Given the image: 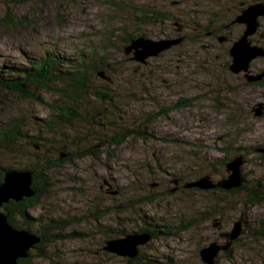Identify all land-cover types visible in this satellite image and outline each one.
I'll return each instance as SVG.
<instances>
[{
  "label": "rangeland",
  "instance_id": "374dc122",
  "mask_svg": "<svg viewBox=\"0 0 264 264\" xmlns=\"http://www.w3.org/2000/svg\"><path fill=\"white\" fill-rule=\"evenodd\" d=\"M106 1L29 0L22 4L12 2L9 5L4 0H0V62L10 65L13 62L23 61L27 55H36L41 48L51 47L53 44H56L62 52L71 54L75 49L85 48L88 43L86 39L92 38L96 41L100 36L96 32L102 33L103 29L109 31L113 24H115L113 25L115 31L118 30L123 36L125 33L120 26L122 22H111L112 19H110L113 14L120 12L115 10L112 2ZM218 1L203 0V10L205 11L207 6L222 12L224 8L229 12L232 10L230 7L232 0H226L225 3ZM133 2L131 3L134 5ZM136 2L137 4L146 3V0H136ZM227 4L229 6L226 7ZM236 9L239 12V9ZM166 11H170V8ZM136 14L138 15V12ZM199 20L197 18L194 21L202 22ZM131 21V26L136 27L134 22L137 20ZM185 27L188 25L186 24ZM159 30L158 26L147 27L145 29L147 38L154 40L164 38ZM262 30L264 31V27ZM226 31L227 28L223 32L226 33ZM191 33L189 32L188 37ZM225 36L226 42H231L229 39L232 38H228L227 33ZM172 37L175 38V36ZM253 38L254 43L261 44L259 40H264L258 34ZM210 39L186 43L185 47L181 48L182 53L179 54L182 57L169 50V52H161L158 56H149L144 62L125 59L126 63L124 58L131 54L134 56V53L124 54L120 51L119 45L116 48L112 47V60L120 68V72L126 66L128 67L116 78L115 84L118 88L115 91L120 106L126 105L124 99H127L128 91L129 93L135 91L138 94L131 102L141 105L142 109L146 110L164 107L167 103L182 97H192L194 106L175 110L156 120L154 125L158 133L169 134V140L127 139L121 146L113 147L115 158L107 154L99 157L80 154L79 158L62 163L54 172L56 186L51 190L52 194L47 195L40 204L32 208L29 211L30 215L37 217L46 212H48L47 216L52 213L57 214L56 211H60L61 207L82 208L86 205L85 201H89L87 205H90L102 194L105 197L102 202L105 204L127 205L125 202H130L138 191L136 187L141 185L144 189L155 190L158 193L154 201L143 203L141 207L146 211L164 212L176 217L186 216L193 223V226L179 231L176 236L161 235L141 247L140 253L156 258L154 264H208L202 260L200 251L211 243L221 247L214 264H264V237L254 236L250 231L254 219H264V196L259 204L244 205L243 192L223 195L215 192L217 189L213 188L204 190L197 186H186L208 174L211 176L210 179L215 181L228 175L227 168L221 165V157L224 156L222 147L228 142V138L233 142L236 135L243 133L244 136L241 139L238 138L240 144L237 146L264 143V76L256 81H248L244 71L233 72L227 64L228 61L231 63V57L227 54L229 45L216 47L210 52L206 50L208 44L213 43ZM215 42L220 43L216 39ZM129 66L141 68V74L131 77ZM250 68H254L252 74H261L264 70V57L253 60ZM42 96L48 101L56 97L52 92L45 91L42 92ZM46 106L31 102L15 93L0 91V123L24 112L29 113L33 118L34 116L43 118L48 113ZM256 109H262L263 114L255 115ZM129 110L140 111L137 107ZM79 124L77 121L75 130L79 134L80 128H83L84 132L81 131L80 134L85 137L80 146L88 148L90 143L97 142L93 140L92 134L95 131L99 134V127L94 122L95 131H91L93 128L79 126ZM236 131L237 133H233ZM98 134L99 138L100 134ZM176 137L199 139L203 145L201 147L203 155L214 160L220 159L216 163V170L210 171L209 166L198 165L201 160L198 157H194V161L199 167L194 165L186 169L181 168V164L188 160L189 152L184 151V147L178 142L170 141ZM190 148L188 147L189 150ZM35 150L39 151L40 148L27 149L31 154ZM262 154L264 152L253 151L241 165L244 179L247 178L249 182L261 180L264 183V155ZM33 158L34 156L16 160L17 156L9 153L0 158V163L7 166L15 161L26 163ZM150 167L154 170L152 173L149 172ZM172 171L184 175L180 185L171 179ZM175 184L178 186L172 191ZM117 186L124 190L125 195L122 198H119L120 196L115 198L120 194L116 189ZM226 199L237 200L238 205L220 210L221 214H209L208 211L217 200H220V206L223 207ZM115 209L119 210L121 207ZM128 213H133L132 208L126 211V214ZM114 216L122 217L124 211H115ZM243 218L249 222L248 231H241L235 242V239L231 240L228 236H225L224 241H220L219 234L233 231L235 225ZM83 219L74 227L78 230L90 231L95 221L93 222L89 216ZM125 221L128 224L131 222ZM131 225L135 226L136 223ZM128 227L130 228V224ZM92 232L94 234V231ZM93 234L83 239L57 242L50 247L47 257L34 261L37 264H55L57 261H78L77 263L87 261L83 264H135L128 262L127 256L103 248ZM230 249H233L231 253H226ZM169 257L173 261L169 260Z\"/></svg>",
  "mask_w": 264,
  "mask_h": 264
},
{
  "label": "trees",
  "instance_id": "16d2710c",
  "mask_svg": "<svg viewBox=\"0 0 264 264\" xmlns=\"http://www.w3.org/2000/svg\"><path fill=\"white\" fill-rule=\"evenodd\" d=\"M26 1L29 0H4L9 5L12 2L14 4H22ZM202 1L146 0V3L137 4L136 0H107L106 2H112L115 10L120 12L113 14L110 19H112L111 22H122L120 26L125 33L123 36L120 35L118 30L115 31V26L113 27L115 24H113L112 29L110 28L109 31H104V29L102 33L97 31L96 33L100 34V36L97 37L96 41L92 38L90 40L86 39L88 43H86L85 48L75 49L71 54L62 52L56 44H53L51 47L41 48L38 54L33 55L34 57L27 55L23 61L13 62L10 65L0 62V91L15 93L22 98L29 99L31 102L47 105L48 109V113L43 118L35 116L33 118L29 113L24 112L18 113L0 123V158L9 153L17 156L16 160L34 156L33 159L26 163H17L15 161L11 165L7 164V166L0 163V184L4 180L5 172L11 169L33 171L35 194L21 201L12 200L5 204L11 225L18 229H27L33 233H38L40 238V241L31 249L30 256L18 259L17 264H37L34 260L47 257L50 247L54 246L55 243L65 240L69 242L72 239H83L93 234L92 231H94L93 236L99 240L100 245L104 248L108 241L122 238L126 235L147 232L153 235L155 239L161 235L169 236L172 234L176 236L179 231H184L188 227L193 226L191 219L186 216L176 217L164 212L151 213V211H146L141 206L143 203L154 201L158 193L155 190L144 189L141 185L136 187L138 191L135 192L130 202H125L127 205H124V203L105 204L102 202L103 198H105L102 194L94 199L90 205H87L89 201H85L86 205L82 208L61 207L60 211H56L57 214L52 213L49 216L46 215L48 213L46 212L42 216L33 217L29 211L40 204L47 195L52 194L51 190L56 186L54 172L62 163L79 158L80 154L82 156L88 154L98 157L107 154L111 158H115V149L113 147L121 146L127 139L152 140L155 138L162 141L169 140V134L158 133L154 125L156 120L162 115L167 116L175 110L193 107L192 97L178 98L174 102L167 103L164 107L146 110L142 109L141 105H135L133 104L134 102H131L138 94L135 91L130 93L128 91L126 93L127 99H124V104L126 105L120 106L119 98H117L115 91L118 88L115 84L116 78L118 74L126 71L128 67L126 66L120 72L117 64L113 63L111 48H116L119 45L120 51L126 54L125 47L133 40L139 37H148L145 29L149 26H158L160 35H164V37H182V41L179 44L165 50L168 52L170 50L178 55L182 53L181 48L185 47L186 43L206 40L208 38L205 37L207 32L226 34L223 32L225 31V25L233 22L238 11L236 7L240 8L239 4L242 3V0H232L233 3L230 5L232 10L230 12L225 8L222 12L221 10L209 8V6L204 11ZM248 2L250 0L244 4ZM167 8H170V11H166ZM137 12L138 15L136 14ZM197 18L202 22L194 21ZM132 19L137 20V22H134L136 27L131 26ZM186 24L188 27H185ZM130 26L131 28L128 30ZM187 28L193 31L189 37ZM241 33L242 29L229 40L231 42L235 41ZM229 43L225 42V44ZM227 54L230 56L228 51ZM125 59L130 61L134 59V56L131 54ZM125 62L127 63L126 60ZM229 63L230 61L227 62L228 65ZM121 65H123L122 62ZM129 67L131 77L141 74V68L138 69L137 66ZM43 91L52 92L56 97H53L51 101L45 100L42 96ZM134 106L140 111L129 110L134 109ZM77 121L80 123L79 126L84 125L93 128L91 131H95L94 127L96 125L93 126L94 122L99 127L100 135L98 131L92 134L93 140H97V142L90 143L88 148L80 146L85 137L80 134L81 131L84 132L83 128H80L79 134H77L75 130ZM233 133H237V131ZM242 136H244L243 133H240L239 136L236 135L233 142L228 138V142L222 147L224 156L221 157V165L223 167L227 168V163L238 155L246 159L253 151L264 152V143L237 146L240 144V142L238 143V138L241 139ZM170 141L178 142L179 145L184 147V151L189 152V158L181 164V168L186 169L194 165L204 167L203 165H205L209 166L208 169L210 171L216 170V163L220 159L215 158L216 160H214V158L203 155V149L201 148L203 145L199 139L176 137L170 139ZM104 147L105 149H103ZM188 147H191V150ZM30 148L31 150L40 148V150H35L31 154V152L27 151ZM194 157L201 158L198 165H196ZM151 168H149L150 173L154 171ZM170 175L171 179L178 182L179 185L183 182V174L172 171ZM109 180L113 181L112 178H109ZM245 181L244 185L231 190L214 189H217L215 192L217 191L223 195L241 194L243 192L242 203L244 205L259 204L264 196V183L261 180L249 182L247 178H245ZM177 186L175 184L171 190H175ZM116 189L120 194L115 198L119 196V198H122L125 195L123 193L124 190L121 187L118 188V186ZM142 191L144 192L142 193ZM236 201L226 199L222 207L220 206V200H217L216 204L212 205L213 207L208 212L212 215L221 214L220 210L234 208L238 205ZM119 207L121 209H115ZM129 208H132L133 213L126 214ZM120 210L124 211V216H114V212H120ZM87 216L93 222L95 221L94 224L92 223L90 231L88 230L92 233L84 231V229L78 230L74 227L78 225V221L87 218ZM125 220L131 221L129 222L130 228ZM107 221L110 222L108 223ZM240 221L242 231L247 232L250 226L249 222L246 218L240 219ZM32 223L35 224L32 225ZM133 223H136V225H131ZM250 229L254 236L262 235L264 237V219H254ZM141 247H139V254L135 258L126 257L127 261L135 264H154L156 258L140 253ZM232 250L230 249L226 253H231ZM168 259L172 260L170 257ZM77 262L57 261L55 264H83L87 261Z\"/></svg>",
  "mask_w": 264,
  "mask_h": 264
},
{
  "label": "water",
  "instance_id": "95a60500",
  "mask_svg": "<svg viewBox=\"0 0 264 264\" xmlns=\"http://www.w3.org/2000/svg\"><path fill=\"white\" fill-rule=\"evenodd\" d=\"M260 16H264V2L262 1H255L242 9L235 21L244 24L246 27L243 34L232 43L229 49L231 56L229 68L235 73L244 71L248 81H256L264 76V70L258 75L252 74L253 72L250 70L251 61L264 56V47L253 44L250 39L260 26ZM225 39L226 37H220L221 41ZM181 41L182 37H164L159 40L139 37L125 47V53L133 52L135 60L144 62L149 56H157ZM262 114V109H256L255 115L261 116ZM243 162V156L238 155L227 163L228 175L221 180L214 182L208 174L188 183L186 186H197L204 190L237 188L244 182L241 171ZM35 192L33 171L11 169L5 172L4 180L0 184V264H17L18 259L30 256L31 249L40 241L38 233H33L27 229H18L11 225L8 209L5 207V204L10 201H21L33 196ZM241 228V222H238L233 231L223 235L235 239L242 231ZM152 239L153 235L147 232L131 234L108 241L104 248L119 255L135 258L139 254V247L146 245ZM220 248L217 244L211 243L201 249L202 260L208 264H214Z\"/></svg>",
  "mask_w": 264,
  "mask_h": 264
},
{
  "label": "flooded vegetation",
  "instance_id": "af4514ba",
  "mask_svg": "<svg viewBox=\"0 0 264 264\" xmlns=\"http://www.w3.org/2000/svg\"><path fill=\"white\" fill-rule=\"evenodd\" d=\"M216 1H218V0H216ZM224 1H226V0H224ZM224 1H222V2H219V3H225ZM248 0H242V3H240L239 4V12H237L236 14V16H235V18L241 13V11H242V9L243 8H245V7H247L249 4H251V3H253V2H255V1H262V2H264V0H250V2H248V3H246V4H244L245 2H247ZM237 8V7H236ZM234 18V19H235ZM264 18V16H260L259 17V22H260V26H259V28H258V30H257V32L254 34V35H251V37H250V39L252 40V43L253 44H259V45H261V46H263L264 47V40L262 39V40H259V41H261L262 43L260 44V43H258V42H256V43H254V36H256V34H258L261 38H264V31L262 30V28L264 27V23L262 24V19ZM200 21V20H199ZM245 25L244 24H241V23H238V22H236L235 20H233V22H230V23H227L226 25H225V28H227V31H226V33H227V36H228V38H233L234 36H235V34L239 31V30H241L242 29V33H241V35L243 34V32H244V30H245ZM225 30V29H224ZM187 32L189 33V32H193L190 28H187ZM220 33H217V34H215V32H207L206 34H205V37H208L207 39H209V38H211L210 40L211 41H213V43H211V44H208V46H207V48H206V50H208V51H212V50H214L216 47H223L224 45H225V42H226V39L225 40H220V37H226L225 36V34L224 33H222L223 35H219ZM189 35V34H188ZM240 35V36H241ZM240 36H238V38L240 37ZM237 38V39H238ZM215 39L216 40H218L220 43L218 44V43H216L215 42ZM237 39H235V40H237ZM234 42V41H233ZM233 42H230L228 45H229V47H228V49H227V51H228V53H229V49H230V47H231V45H232V43ZM220 45V46H219ZM230 54V53H229ZM231 57V56H230ZM264 57V56H263ZM253 62V61H252ZM252 64V63H251ZM251 70L252 71H254V68H251ZM220 241H222V239H220Z\"/></svg>",
  "mask_w": 264,
  "mask_h": 264
},
{
  "label": "bare ground",
  "instance_id": "6f19581e",
  "mask_svg": "<svg viewBox=\"0 0 264 264\" xmlns=\"http://www.w3.org/2000/svg\"><path fill=\"white\" fill-rule=\"evenodd\" d=\"M250 70H251V68H250ZM252 71V70H251ZM253 72V71H252ZM263 81V80H262ZM106 183V182H105ZM244 183H245V179H244V182L240 185V186H242V185H244ZM239 186V187H240ZM214 189V188H213ZM231 190V189H230ZM227 233V232H226ZM219 237H220V239H222V241H224L225 240V235H223V234H219ZM238 238H235V240H234V242L237 240ZM231 240H233V239H231ZM232 248V247H231ZM228 250V249H227ZM228 252V251H227ZM27 258V257H26Z\"/></svg>",
  "mask_w": 264,
  "mask_h": 264
}]
</instances>
